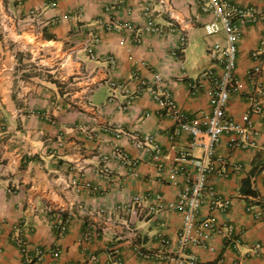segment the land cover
Returning a JSON list of instances; mask_svg holds the SVG:
<instances>
[{
  "label": "crops",
  "instance_id": "1",
  "mask_svg": "<svg viewBox=\"0 0 264 264\" xmlns=\"http://www.w3.org/2000/svg\"><path fill=\"white\" fill-rule=\"evenodd\" d=\"M226 1L264 9V0ZM206 20L198 0H0V264H163L176 250L182 213L156 211L157 196L178 198L204 148L188 132L170 138L176 121L150 85L162 76L205 125L203 74L221 70L209 44L224 38L207 36ZM241 27L240 89L227 112L257 133L245 148H231V134L218 144L200 219L221 231L188 248L194 264H264V53L252 56L264 18Z\"/></svg>",
  "mask_w": 264,
  "mask_h": 264
},
{
  "label": "built area",
  "instance_id": "2",
  "mask_svg": "<svg viewBox=\"0 0 264 264\" xmlns=\"http://www.w3.org/2000/svg\"><path fill=\"white\" fill-rule=\"evenodd\" d=\"M198 2L202 11L207 15V20L203 25L205 34L207 36L224 35L223 39L215 38L209 44L210 51L221 62V70L219 74H214L212 71L203 74V77L209 78L212 83L211 112L205 116V125L202 126L198 118H190L182 112L171 92L161 87L162 76L158 75L154 83L150 85V93L155 101L166 114L176 121L170 138L175 139L181 133L188 132L193 136V144L204 148L203 155L193 161L196 168L194 177L188 180L178 198L170 205H166L162 201V196H157L156 211L170 208L181 212L183 216V224L177 237V248L167 254L163 264H194L196 258L188 254V248L191 245L208 247L210 237L221 231V228L216 226L211 218L203 221L200 219L204 195L212 189L209 176L215 170L213 159L216 156L218 144L225 134H231L234 137L230 139L229 146L245 148L253 144L254 135L257 133L250 119L247 118V122L242 123L232 118L227 112V105L232 94L240 89V80L236 75V70L238 40L242 32L241 24L258 22L264 18V9L240 7L226 0H198ZM109 29H112V26H109ZM147 30L161 31L153 20H149ZM99 41L98 37L94 38V43ZM189 41L190 34L182 33L179 44L173 50V55L181 59V54ZM263 53L264 39L261 46L252 52V56L260 59ZM112 62L115 63L113 58ZM255 73H258V70ZM199 86V81L191 84L194 90H198ZM256 110L261 112L262 107L256 106ZM119 156L124 160L129 159L124 152H119ZM178 169L179 167H174L175 171ZM134 200L141 201V197L136 196ZM68 221L64 219L58 222L57 226L61 233L67 231ZM20 242L22 250L25 251L26 246L23 245V241ZM161 242L166 246L170 243L166 237H162ZM140 255L147 259L154 257V254L149 251H140Z\"/></svg>",
  "mask_w": 264,
  "mask_h": 264
}]
</instances>
